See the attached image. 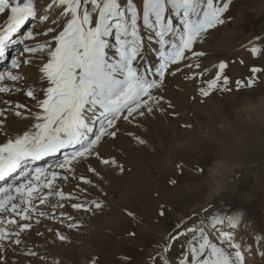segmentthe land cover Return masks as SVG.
Segmentation results:
<instances>
[{
    "label": "rangeland",
    "instance_id": "1",
    "mask_svg": "<svg viewBox=\"0 0 264 264\" xmlns=\"http://www.w3.org/2000/svg\"><path fill=\"white\" fill-rule=\"evenodd\" d=\"M124 2L125 0H121V3ZM134 2L142 9V0ZM221 2L222 0H215L217 4ZM49 3L52 4L53 0ZM52 10V18H58V23L52 25L49 21L48 26L62 30L66 23V18L61 15L62 8L56 3ZM227 15L230 23L212 30L203 43L197 44L207 46L206 55L187 61L200 63V69L182 68L175 76L165 79L161 95L166 98L165 107L170 101L174 108H169L164 113L157 112L139 126L122 122L118 138L108 139L101 145V154L114 157L123 164V173L91 158L76 166L75 178L69 174V178L64 180L63 175L58 172L61 175L54 182V189L63 191L66 196L71 195L74 199L60 200L58 195H53L49 198L50 204L41 205L35 201L36 207L37 204L40 207L36 213H32L31 221L14 217L19 224L30 223L31 228L21 233V245L10 247L3 253L10 264H92L93 261L95 264H116L117 255L114 258L109 252L111 250H107L110 241L105 236L108 237L110 231L106 227L126 222V229L135 235L130 234L129 239H119L129 246L125 250L126 256L119 255V259L126 260L122 264H156V258L161 255L169 264H181L190 239L182 235L162 253L164 242L182 225L199 228L202 221H205V235L213 242L232 239L234 243L240 244L243 251V246L248 241L249 246L246 244L245 247L248 248L245 264H264V257L260 255L264 250V71L254 77L250 72L253 67L264 69V0H233ZM93 19L95 22L96 17ZM33 21L29 20L13 35V39L17 35L24 36ZM174 23L179 26L176 18ZM51 34L54 36L56 33ZM223 40L230 42L226 44ZM150 43L155 44L156 41ZM253 45L261 48L262 53H252ZM14 51H9L1 66L9 64ZM219 63L228 65L225 75L230 84L224 87H229L232 91L215 90L204 98L199 89L207 87V82L218 74ZM193 73L197 74L196 79H192ZM200 73L203 74L202 79ZM250 77L254 78L251 87H240L236 83L246 82ZM164 124L169 127L162 132ZM5 127L11 134L21 133L16 127L9 128L7 123ZM134 136L142 137L148 143L140 146ZM5 140L6 137L0 134V142ZM195 140L199 142L193 150L183 149L186 142ZM132 151L144 153L153 161L159 158L162 160L159 170L151 173L156 181L163 182L160 173L164 167L171 169L172 173L164 182L165 192L170 194L182 186L198 183L201 185V194L177 199L170 197L158 207L153 204L159 198L152 195L153 207L148 208L132 198L129 191L132 185L130 180H135L142 174V169L135 164ZM216 163L221 167L218 166L214 176L209 168ZM90 167H94L100 175L89 171ZM80 177L92 180L93 184H84ZM172 180L177 183L173 184ZM94 200L101 201L104 207L94 212L72 207L74 203L90 205ZM51 204L57 206L52 207ZM60 204L63 207H59ZM161 211L165 213L164 216L160 215ZM38 212L46 215L39 216ZM128 212L133 215L129 216ZM229 216L240 217L235 228L227 222L213 226V217ZM70 223L78 224L79 227L69 228ZM3 227L14 226L6 224ZM234 231L242 232L246 240L238 241ZM92 233L101 235L103 243H95ZM58 234L65 235L68 240L61 241ZM16 249L23 252L24 256L16 254ZM28 250L37 255H27ZM247 251L252 253L247 255Z\"/></svg>",
    "mask_w": 264,
    "mask_h": 264
},
{
    "label": "snow or ice",
    "instance_id": "2",
    "mask_svg": "<svg viewBox=\"0 0 264 264\" xmlns=\"http://www.w3.org/2000/svg\"><path fill=\"white\" fill-rule=\"evenodd\" d=\"M56 3L61 6V15L66 18L62 30L55 27H47L44 31L29 30L20 40L24 44L25 41H38L40 36L48 37L50 33H56L35 46L25 45L20 53L21 56L25 53L33 56L46 53L47 58L39 68L44 81L40 89L42 95L37 96L35 89L26 92L27 97L36 101L39 111L33 113L27 105L11 99L3 101L6 108H0V134L6 137L4 142H0V182L9 178L14 180L0 190V213L10 217L7 221L0 218V264H10L3 253L10 247L21 245V233L31 228L30 223L18 224L14 217L31 221L32 213L37 211L34 201L50 204L49 198L53 195H58L60 200L74 199L54 189V182L61 175L56 169L63 170L64 180L69 178V174L75 178L76 166L95 158L109 168L115 167L121 173L125 171L116 158L101 154V145L108 139L118 138L122 122L139 126L157 112L164 113L174 108L170 101L165 107L166 98L161 95L165 79L175 76L182 68L200 69V63L187 62L190 58L195 60L206 55L205 51L195 50L194 46L203 43L212 30L231 22L227 14L233 0H222L220 4L215 0H142V9L134 0H125L124 3L121 0H53L49 9ZM6 11L10 15L0 22V58L3 59H7L8 42L29 20L50 21L52 25L58 23V18H50L41 10L38 0H28L23 4L0 0V14ZM174 18L179 26L174 23ZM144 30H147V42L155 39L159 45L158 67L146 61ZM113 35L114 44L109 39ZM256 39L259 40V37ZM251 52L261 54L262 49L253 45ZM31 62V59L13 58L10 69L0 72V93L20 91L18 82L22 77L11 69L18 70L21 64ZM227 67L226 63H219L218 74L207 82V87L199 89L202 97H209L215 90L232 91L224 87L230 84L225 75ZM261 71L264 69H250L253 77ZM199 75L202 79L203 74ZM253 77L236 83L240 87H251ZM196 78L197 74L193 73L192 79ZM5 81L14 83L5 85ZM9 112L16 117L32 119L34 123L21 133L11 134L5 127ZM133 138L140 146L148 143L142 137ZM59 154L63 155V159L49 165L50 172L45 168L28 166L30 161ZM89 171L100 175L94 167H90ZM80 179L84 184H93L85 177ZM171 182L177 183L176 180ZM42 188L48 191L44 193ZM72 207L94 212L102 209L104 204L94 200L90 205L74 203ZM38 215L46 214L38 212ZM61 215L65 216L64 213ZM128 215L133 213L128 212ZM160 215L165 213L161 211ZM36 222L39 223V220ZM226 222L235 228L240 217H213L212 221L213 226ZM5 223L14 227H3ZM204 223L202 221L199 228L182 225L164 242L161 252H166L169 245L183 235L191 242L181 264H245L246 254L241 251L240 244L232 239L213 242L205 235ZM68 227L79 225L70 223ZM58 238L68 240L63 234H58ZM26 254L37 255L31 250ZM260 255L264 257V250ZM156 264H169V261L161 255L156 258Z\"/></svg>",
    "mask_w": 264,
    "mask_h": 264
},
{
    "label": "bare ground",
    "instance_id": "3",
    "mask_svg": "<svg viewBox=\"0 0 264 264\" xmlns=\"http://www.w3.org/2000/svg\"><path fill=\"white\" fill-rule=\"evenodd\" d=\"M50 1L51 0H38V5L43 12H45V13L48 12L47 14H50V17L52 18L54 16L53 10H52V8L49 9V7H48L50 4L49 3ZM16 2L23 4V3H27L28 0H12V3H16ZM5 16H9V12L6 11L4 14H0V22H3L5 20ZM29 27H30V29L28 28L26 31H29V30L44 31V30H46L47 27H50V26H48V22H42L40 19H37V20H34L30 24ZM22 37L23 36H19V35H17V37H15L14 39L12 37V39L8 42V44L6 46V53L8 55L9 51L11 49H14L15 51L13 53V58H19L21 60L31 59L32 62L26 63V64H21V67L18 70L11 69L12 71L17 72V74H19L22 77L21 81L18 82L19 88L21 90L20 91H14V92L9 93V94L0 93V108H6L7 107L3 103V101L5 99H11L14 102H19V103H23V104L27 105L29 108H31L33 110V113H35L36 111H39V109L36 107V101H32L31 98L27 97L26 92L29 89H35L37 96L42 95L40 89H41V86L44 83V81L41 79L39 68L42 65V63L45 62V59L47 57H46V53H38L34 56L27 54V53H25L23 56H21L20 53H22L25 45L35 46V44L37 42H43L44 40L50 39L52 37V34L51 35L49 34L48 37L40 36V37H38V41H25L24 44L20 43V40ZM109 39H110L111 43H113V44L115 43L114 37H110ZM145 41H146V61L150 65H155L156 67H158L159 45L157 43H155V44L148 43L146 32H145ZM153 41H155V39H153ZM222 42L227 44L230 41L229 40H223ZM194 49L195 50H202L205 52H207V50H208L207 46L206 47L205 46H199L197 44L194 46ZM110 52H111V50H110ZM37 57H39V58H37ZM11 60H10L9 64H4L1 66L2 62H5V59L0 58V66H1L0 72H4L6 69H10ZM231 67H232V65H231ZM234 69H235V67H234ZM12 83H14V82H10V81L4 82L5 85L12 84ZM25 115H27V113H25ZM6 123H7L9 128L10 127L11 128L16 127L18 132H20V131L22 132V131L26 130L27 128H29L32 125V123H34V120L24 119L22 117H16L14 115V113L9 112ZM162 127H163L162 132L163 131L165 132L169 126L164 124ZM198 142H199V140L188 141L183 145V147H184L183 149L193 150L194 146ZM132 153L134 154L133 159H135V164H136L137 168L139 167L142 169V171L140 170L142 174H139L136 177L137 179L132 180V181L130 180V184H132V185H131V187H129V191H131L130 194H131L132 198L140 201L141 203H144L145 206H147L148 208L153 207L151 205V201L153 199L152 195L155 198H159L158 202H155L153 204L154 206L158 207L159 204H165L170 197H175L177 199V198H184V197H187L190 195H196V194L199 196L201 194V185L198 183H196L195 185L190 184L188 186H182L180 188L175 189L170 194L165 192V188H163L164 182L166 181L167 177L172 173L171 169L164 167V170L160 173L161 178H163V182L156 181V179L152 177L151 173L159 170V166L162 164V160H160V158H159L158 160L153 161V160L147 158L144 153L142 154V153H139L137 151H132ZM62 159H63V155L59 154L55 157H46L43 160L30 161L28 163V166L31 168L41 167V168L48 169L49 165H55V163L58 160H62ZM43 161H45L46 163L44 164ZM35 164H37V165H35ZM32 166H34V167H32ZM218 166L219 165L216 163L214 167L212 166L211 168H209L210 173L212 175H214V176L216 175L215 173L218 171ZM219 167H221V166H219ZM48 170H49V172L52 171V169H48ZM56 171L60 172L63 175V170L56 169ZM17 179H18V177H17ZM13 182H14L13 178H9V180L6 182H0V190L7 187L9 184H11ZM41 190H42V192L47 191V189H43V188ZM34 203H35V201H34ZM178 203H180V202H178ZM37 206L38 207H36V209H38L40 207L39 204H37ZM0 218L7 221V219H9L10 217L6 213H0ZM126 224H128V222H126L125 224H118V226L108 225L106 227V229H108L110 231L109 234H107L108 237L105 236V238L110 241L109 245L107 247V250L108 249L111 250L109 252L114 258H115V255H117V258H115L117 260L116 264L126 263L125 259H121V258L119 259L120 254L126 256L125 250L129 248V246L127 244L121 243V241H119V239H121V238L122 239H129V235L131 234L130 233L131 231L126 229ZM234 235L238 241L239 240L240 241L246 240V239H244L245 236L240 231H234ZM91 237L93 238L95 243H98V244L103 243V241H102L103 237H101V235H99V234L95 235V233H92ZM113 238H116V239H113ZM247 242L245 243V246H243L244 248L246 247ZM112 247H115V249L113 250ZM244 248H243V251H244V253H246V249H248V248H245V249ZM15 253L16 254L18 253L19 255L21 254L22 256H24L23 252H21L17 249L15 250ZM247 253H248L247 255H249V253H252V252L247 251ZM12 256H14V254H12ZM22 258H18V259H22Z\"/></svg>",
    "mask_w": 264,
    "mask_h": 264
}]
</instances>
